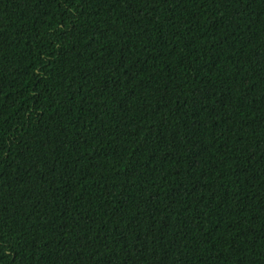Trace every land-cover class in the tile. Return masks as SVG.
<instances>
[{
	"label": "trees",
	"instance_id": "16d2710c",
	"mask_svg": "<svg viewBox=\"0 0 264 264\" xmlns=\"http://www.w3.org/2000/svg\"><path fill=\"white\" fill-rule=\"evenodd\" d=\"M0 264H264V0H0Z\"/></svg>",
	"mask_w": 264,
	"mask_h": 264
}]
</instances>
